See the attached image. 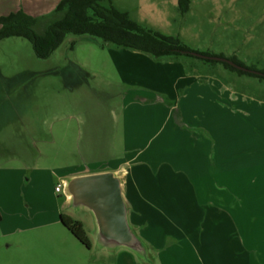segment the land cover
I'll use <instances>...</instances> for the list:
<instances>
[{"label":"rangeland","instance_id":"obj_1","mask_svg":"<svg viewBox=\"0 0 264 264\" xmlns=\"http://www.w3.org/2000/svg\"><path fill=\"white\" fill-rule=\"evenodd\" d=\"M111 3L264 71V0H189L185 13L177 0ZM118 157L129 171L149 164L127 185L137 248L103 242L93 212L54 188ZM61 213L82 222L90 248ZM263 226L264 79L89 35L68 34L47 58L23 37L0 41V264H264V231L250 230Z\"/></svg>","mask_w":264,"mask_h":264},{"label":"trees","instance_id":"obj_2","mask_svg":"<svg viewBox=\"0 0 264 264\" xmlns=\"http://www.w3.org/2000/svg\"><path fill=\"white\" fill-rule=\"evenodd\" d=\"M103 1L108 2V5H102ZM111 2L112 0H60L50 13L43 16L33 17L22 10L0 16V41L8 37H23L31 43L38 58H47L51 55L68 34L89 35L99 39L102 45L109 44L117 48L141 51L154 58L193 56L188 51L194 50L177 37L143 27L126 11L117 9ZM177 3L181 13L188 10L189 0H177ZM201 54L210 56L208 53ZM201 59L221 62L226 68L240 74L264 79V71L257 70L263 73L262 75L254 74L239 70L226 62ZM228 59L244 66L234 58ZM59 220L83 245L87 248L91 247L82 222L62 213L59 215Z\"/></svg>","mask_w":264,"mask_h":264},{"label":"water","instance_id":"obj_3","mask_svg":"<svg viewBox=\"0 0 264 264\" xmlns=\"http://www.w3.org/2000/svg\"><path fill=\"white\" fill-rule=\"evenodd\" d=\"M188 53L200 58L226 62L242 71L263 74L221 56H208L195 51ZM65 193L75 205H82L93 212L103 242L130 248L140 246L139 239L127 221V206L122 194L121 181L113 172L74 176L65 182Z\"/></svg>","mask_w":264,"mask_h":264},{"label":"crops","instance_id":"obj_4","mask_svg":"<svg viewBox=\"0 0 264 264\" xmlns=\"http://www.w3.org/2000/svg\"><path fill=\"white\" fill-rule=\"evenodd\" d=\"M59 1L60 0H0V16H5V15H8L9 13L16 12L18 10H22L26 14L31 15L33 17L43 16V15L50 13L57 6ZM129 125H133V122L130 121ZM108 142L113 144L111 140H108ZM112 147H113V145H112ZM125 165H127V161H124L122 157H118L116 160L113 161V165H111L110 167H107L105 169H100L99 171H85L82 173H77V172L73 173L72 172L68 175V177H62L60 179V181H61V183H65L70 178H72L74 176L111 171L121 181L122 194H123L126 206H127V215H128V207L131 210L130 206L135 210V211H129L130 215H133V214L136 215V210H137V207H136L137 203L136 202L137 201L135 202V200H137V199L139 200V198H138V195H136V192H133L134 194L132 193L131 197L127 194V189H128L127 185L131 181V184H133L135 187H136V185L138 186V183L139 182L141 183L142 178H143L141 175L139 176V174L145 173V170L143 168L145 167V169H146L149 164H145L146 166H144V164L139 165V167L143 166V168H140V169L137 168V170H135V167L132 166L130 168V171L127 169V167ZM130 176H131V179H130ZM60 181L57 182L56 185L60 184ZM144 182H145V180H144ZM131 199L133 200L132 202H131ZM66 200H67L66 204L69 205L71 200H70L68 195L66 196ZM134 221H135V219H134ZM250 230H251V232L254 231V234L256 236V234L258 232L264 231V228L256 229V228L252 227ZM251 236L253 237L252 233H251ZM253 240H254V237H253ZM262 240L264 241V238H262Z\"/></svg>","mask_w":264,"mask_h":264},{"label":"built area","instance_id":"obj_5","mask_svg":"<svg viewBox=\"0 0 264 264\" xmlns=\"http://www.w3.org/2000/svg\"><path fill=\"white\" fill-rule=\"evenodd\" d=\"M55 191L58 192V193H64L66 195V193H65V183L57 184L55 186Z\"/></svg>","mask_w":264,"mask_h":264}]
</instances>
